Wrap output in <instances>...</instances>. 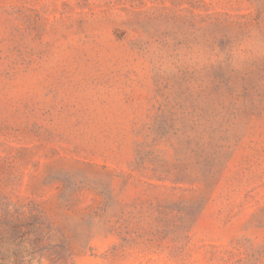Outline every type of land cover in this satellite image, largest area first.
Instances as JSON below:
<instances>
[{
  "label": "rangeland",
  "instance_id": "374dc122",
  "mask_svg": "<svg viewBox=\"0 0 264 264\" xmlns=\"http://www.w3.org/2000/svg\"><path fill=\"white\" fill-rule=\"evenodd\" d=\"M264 0H0V264H264Z\"/></svg>",
  "mask_w": 264,
  "mask_h": 264
},
{
  "label": "clouds",
  "instance_id": "9594fccd",
  "mask_svg": "<svg viewBox=\"0 0 264 264\" xmlns=\"http://www.w3.org/2000/svg\"><path fill=\"white\" fill-rule=\"evenodd\" d=\"M230 58L234 66L240 67L256 55H264V41L258 39L255 30L238 43L230 53L224 54Z\"/></svg>",
  "mask_w": 264,
  "mask_h": 264
}]
</instances>
